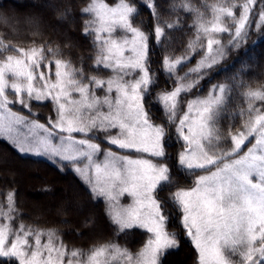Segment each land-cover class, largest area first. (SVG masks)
Here are the masks:
<instances>
[{"label":"snow or ice","instance_id":"snow-or-ice-1","mask_svg":"<svg viewBox=\"0 0 264 264\" xmlns=\"http://www.w3.org/2000/svg\"><path fill=\"white\" fill-rule=\"evenodd\" d=\"M257 3L171 0L175 19L163 20L157 0H88L80 13L89 17L83 34L93 37L91 73L84 57L77 67L59 45L38 41L31 18L28 46L0 32V137L61 171L71 166L93 200H104L116 236L147 234L137 252L112 240L69 248L56 229L15 224L22 213L13 188L0 192V264H163L181 243L180 231H169L177 214L195 264H264V85L253 88L236 74L193 96L223 70L228 50L255 43L253 24L264 37V0L258 13ZM141 7L154 21L147 31L145 20L136 23ZM181 12L191 17L192 35L180 55H164L154 68L152 38L157 48L170 46V33L185 28ZM12 19L0 14L17 35ZM48 103L55 115L40 123L33 107Z\"/></svg>","mask_w":264,"mask_h":264},{"label":"trees","instance_id":"trees-1","mask_svg":"<svg viewBox=\"0 0 264 264\" xmlns=\"http://www.w3.org/2000/svg\"><path fill=\"white\" fill-rule=\"evenodd\" d=\"M40 2H45L51 4V9L42 8L39 4ZM171 0H157V4L160 10L161 19L163 20H174L175 15L168 12V4ZM203 0H192L194 6L199 7ZM216 0H207V3H215ZM88 3V0H0V4L3 5L0 8V14L6 15L13 18L12 24L17 25L18 34H11V26H6L4 23L0 22V32H5L8 34V38L12 40L13 43H20L21 46H28L30 40L32 39L31 31L33 26L29 25L26 21L31 18L36 21L39 25V31L41 35L37 37L38 41H47L50 42V45L55 47L59 45L63 52L65 58H71L73 63L77 67L80 66L79 59L80 57L85 58V68L91 73V69L88 67L93 63L92 59H88L89 56L95 55V52L92 47V36H85L83 34L84 21L88 18L83 16L80 13V10ZM259 3V0H258ZM35 7L40 10L35 11ZM31 9V11H28ZM68 10V15L62 17L61 14ZM148 10V9H147ZM203 10V9H201ZM260 10L259 4L256 6L255 11ZM140 11H143L140 8ZM150 10H148V13ZM257 13L259 11H256ZM55 15L60 16V21L55 19ZM184 19L185 28L181 32L170 33L174 37L172 44L167 50L168 53H182L184 45L191 37L192 33L187 30V25L191 23V17L185 16L184 13H180ZM141 19L146 20L145 28L151 23L149 17H141ZM140 19V20H141ZM139 20V21H140ZM138 21V24H139ZM153 27V26H152ZM250 40H255V43L248 42L245 45V49L239 50L238 52H233L232 54L225 57V60L222 62L223 70H220L213 74L212 77L216 76L226 82L233 75L238 74V79L244 80L247 84H250L253 88L254 85H264V37H261L255 31L250 37ZM158 51V48H156ZM159 52V51H158ZM156 57H158L156 55ZM160 58V57H159ZM157 58V61L160 59ZM242 64H247L248 67H243ZM54 68V66H53ZM54 72V71H53ZM239 103L238 100L233 101V107ZM38 107L39 106H34ZM18 110V108H16ZM239 118L237 119V125L239 126ZM3 139L0 138V147H4L12 157L21 162L30 163L35 166L40 167L39 171L44 176L49 171H52L57 174H53L49 180H45L46 183L43 186L32 184L30 188L34 189L33 194H27L22 191L21 185L19 186L16 183H9L6 180L0 184V192L10 191L15 188L16 192V201L18 208L22 213V218L29 222L35 228H47V229H56L57 235L66 243L67 245L72 246H85L86 241L92 239V235L96 233H101L100 225L102 227L108 225V228L111 229L110 238L114 236L113 226L110 224L108 217L105 214V209L103 208L101 200H93L90 190L79 180L77 179L74 172L70 167L61 171L60 167L53 163L49 159L41 158H31L26 157L25 155L17 154L10 152L6 148V145ZM42 167V168H41ZM18 172V171H17ZM65 178L69 182H72L73 185L78 189L80 195H83L87 201V204L95 209V212H88L85 216L81 217L77 210H74V198L69 199L70 205H64L62 209H55L54 207L49 208L48 210L41 213L40 217H36L33 210H30V213H26L25 202L26 199H31L32 196L37 195H46L52 193L54 197L60 196V190L56 189L53 182H58L57 178ZM23 180L21 181V183ZM59 183V182H58ZM24 185V183H23ZM39 189H48L46 192H41ZM18 195V196H17ZM3 197L0 196V200ZM103 209V210H101ZM60 211V212H59ZM62 214H69L68 221L59 220V216ZM72 214V215H70ZM83 220L86 228L82 229L76 227L79 223V220ZM106 220V221H105ZM99 227V228H98ZM78 236L81 242H75L71 237L73 232ZM104 231V230H103ZM102 231V232H103ZM101 239L90 240V244L97 243ZM188 248L181 247L176 252H170L169 257L164 261V264H186L188 263Z\"/></svg>","mask_w":264,"mask_h":264},{"label":"rangeland","instance_id":"rangeland-1","mask_svg":"<svg viewBox=\"0 0 264 264\" xmlns=\"http://www.w3.org/2000/svg\"><path fill=\"white\" fill-rule=\"evenodd\" d=\"M106 2L110 6H115V4L119 2V0H106ZM39 4H40V6L42 8L51 9L50 8L51 4L48 5V3L40 2V1H39ZM258 4L259 3H257V5ZM35 9H36L35 11L40 10L37 7H35ZM141 9L143 11H140V15L136 17V23L138 24V21L141 19V17H146V18L149 17L150 20H151V23L148 26L149 28L146 27L145 30L146 31L150 30L152 28V26H154V21L152 20V18L150 16V12L148 13L147 9H145L143 7H141ZM28 11L32 12L31 9H28ZM256 11H259V10H256ZM237 15H238V12H237ZM55 19L60 21V16L59 15H55ZM87 19H89V17ZM254 31H255V25L253 24V32ZM227 39H228V36L225 34L223 36V40H224L225 44L227 43ZM152 46H153V49H154V53H153L151 59H152L154 68L159 67V64L157 63V58L160 57L159 59L161 60L162 57L164 55H167V54H171V55H173V58H175V56H178V55L181 54V53H177V54L168 53L167 50L169 49L170 46H167V45H162L161 47L158 48L159 52L156 51L157 47H155V38H154V36L152 38ZM234 51L238 52L239 50H236V49L228 50V55L232 54ZM156 55L158 57H156ZM199 58H200L199 56L195 57V59H193L190 64L186 65L182 69L181 74H183L184 71H187V69L189 67L194 66L196 64V61ZM52 71H55V68H53ZM212 76H211L210 80L206 79L205 81L202 82L203 90L201 92H199V93L194 92L193 96L197 95V94L206 95L207 92H208V89L211 87L212 84L224 83V82H222V80L220 78H218L216 76H214V77H212ZM255 87H258V85H254V88ZM98 94H102V93H98ZM188 98H191V97H188ZM13 110L17 111L16 108H13ZM33 112L39 113L38 119H39L40 123H46L47 122V118L50 115L53 116V117L55 115L51 111V104L50 103H48V104H46L45 106H42V107L39 106V108L38 107L37 108L33 107ZM24 114H27L26 111H25ZM159 115H160V113L158 111L154 110V116L155 117H159ZM237 127H239V126H237ZM0 138L3 139V141L5 142L4 144L6 145V148L9 149L10 152L21 154L16 149V147L13 145V143L10 140H8V139H6L4 137H0ZM77 138H79V136ZM249 146H251V145H249ZM179 147H180L179 145H176L174 148L169 149V151H176V150L179 149ZM21 155H25L26 157H31V158L48 159L47 157H38V156L31 155V154H21ZM101 159H102V157H101ZM69 167L71 168V166H69ZM39 168L40 167L35 166L33 164L15 160L12 157V155H10V153L4 147H0V184H2L1 182L5 181V180L7 182H9V183H13L14 182V183L18 184L19 186L21 185L22 191L26 192L27 194H33L35 192V190L30 188V185L36 183L35 184L36 186L37 185L43 186L46 183H48V182H45V180H49L53 174H57V173H54V172L49 171L48 169H46L47 173L43 176L40 173V171H39L40 169ZM74 174L76 175V177L79 180V182L83 183L88 188V186L83 181V179L78 174H76V173H74ZM198 174H202V173H198ZM22 180H23V182L21 183ZM57 180H58L59 183L58 182H53V183H54V186L56 187V189L60 190V196L58 195L57 197H54V195L52 193H49V194H46V195L32 196V197H30L31 199L27 198L26 199L27 201L25 202V205H24L25 208H26V213H30V210H33L34 213H35V216L36 217H40L41 213H43L44 211L48 210L49 208L51 209V207H54L55 209H62V207L64 205H70L69 199H72V198L76 199V200H74V202H75L74 208H76L74 210H77V213L81 217L85 216L88 212H92V211L95 212V209L87 204V201L84 198V196L80 195L78 189L73 185L72 182H69L67 179L61 178V177L57 178ZM23 183H24V185H23ZM186 183H187V185H190L191 181L189 180ZM5 192H7V191H5ZM161 195H166V192L165 193H161ZM3 199H4V197L0 201H3ZM98 200L102 201V203L104 204L102 206L105 209L104 200L102 198H100ZM130 202H131L130 198H125V199L121 200V203H123V204H128ZM17 208H18V204H17ZM18 210L21 213L19 208H18ZM101 210H103V209H101ZM70 215H72V214H70ZM68 217H69V214L68 215L67 214H62V215L59 216V220H63V221L67 222L68 221ZM21 220H23V222L26 223V224H30L25 219H23L22 216H21L20 219L15 221V224L18 225L21 222ZM67 223H69V222H67ZM76 227H79V228H82V229L86 228V226H85V224H84L82 219L79 220V223H78V225ZM43 229H47V228H43ZM113 229H114V236L110 238L109 236H110V233H111V229L108 228L107 223H106L105 227L104 226L102 227V224H101L100 225V230H102V231L104 230V231L103 232L100 231L101 233L98 232L96 234H93L92 235V239L96 240V241H97V239H101L97 243H103V242L112 240V241L120 244L122 247L129 248L132 252H137L143 246V244H144V242H145V240L147 238V234L145 232H143L142 230H136L134 234H129V235L121 234L119 236H116L115 235V228L113 227ZM174 230H178L181 233V235L179 237L181 243H180V246H179L178 249H180L181 247H187L188 248L189 252H188L187 256H188L189 259H188V263H186V264H195V262H196V251L193 248L190 240H188L187 237H185L183 235V230H182V228L179 225V214H177V216L173 219L172 223L169 225V231H174ZM75 233L76 232L74 231L73 234H71V237L73 238V240L75 242H81V240L78 238V236ZM92 239H90V240H92ZM45 240H46V238H45ZM90 240L84 242L85 246H82V247H80V246H72V245H69V244H68V246H69V248L75 247V248H82V249L87 250L92 245V244H90V242H91ZM176 251H178V250H174V251H171V252H176ZM169 255H170V253L166 256L164 261L169 257ZM164 261H163V264H164Z\"/></svg>","mask_w":264,"mask_h":264}]
</instances>
